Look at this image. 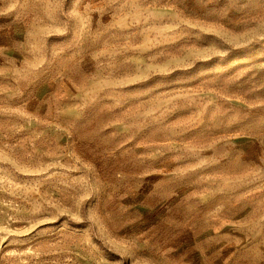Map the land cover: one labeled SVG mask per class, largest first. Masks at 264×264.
I'll use <instances>...</instances> for the list:
<instances>
[{
	"label": "rangeland",
	"instance_id": "obj_1",
	"mask_svg": "<svg viewBox=\"0 0 264 264\" xmlns=\"http://www.w3.org/2000/svg\"><path fill=\"white\" fill-rule=\"evenodd\" d=\"M0 264H264V0H0Z\"/></svg>",
	"mask_w": 264,
	"mask_h": 264
}]
</instances>
